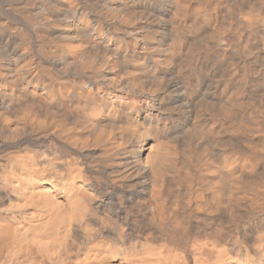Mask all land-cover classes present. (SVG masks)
<instances>
[{
  "label": "bare ground",
  "instance_id": "1",
  "mask_svg": "<svg viewBox=\"0 0 264 264\" xmlns=\"http://www.w3.org/2000/svg\"><path fill=\"white\" fill-rule=\"evenodd\" d=\"M0 264H264V0H0Z\"/></svg>",
  "mask_w": 264,
  "mask_h": 264
}]
</instances>
